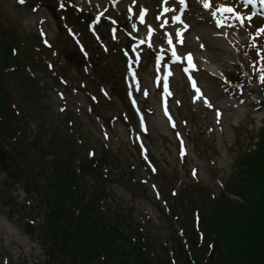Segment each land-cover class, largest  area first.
<instances>
[{"label":"rangeland","instance_id":"obj_1","mask_svg":"<svg viewBox=\"0 0 264 264\" xmlns=\"http://www.w3.org/2000/svg\"><path fill=\"white\" fill-rule=\"evenodd\" d=\"M0 7L5 12L12 15L16 19V21L22 23L24 29L26 28V31L35 30V23L39 17V14L45 12V10H40L38 14H34L28 7L17 8L15 7L14 3L4 2L1 0ZM5 9H7L8 11H6ZM49 17L52 20L47 23L50 28V36L52 38H55L58 35V31L56 26L54 25L52 14ZM226 57H228V55L225 52L217 50L212 52L210 55V58L213 61L221 63L223 66L228 65L231 67L232 62L228 61ZM120 65V60L117 61V64H114L117 72L120 69ZM208 90H211L214 99H220V97L218 96V86H211L210 84L208 85ZM45 97L47 99L51 98L53 100L52 108L49 110V112L55 115H59L60 113L58 112V106L60 105V103L55 94L51 91H48ZM152 101L156 103V101ZM74 109L77 110L75 102L71 103L69 106V110L74 111ZM187 110L189 112L184 111L183 116L188 117L192 115L202 125V128L200 130L194 127L195 130L191 133V136L197 140H202L203 143L207 142L206 145L212 146L213 151L210 152V155H212V157L205 156L204 158H202V160H200L201 157L194 152L189 158L190 161L192 160L194 162V164L187 163L186 165L182 166L181 169L183 170V172H181V170L180 173L183 176L188 174L194 175L197 173V170L195 168L190 170V168L193 165H199L202 171V173L199 174V177L204 181L207 187L219 190V188L222 187L223 179L229 177L233 173L234 163H237L236 159L233 158L234 155L231 156V152L235 149L238 150L247 137V126H244V122L249 121L250 123L251 120L254 119L255 126H251L249 128L253 129L252 131L254 133H257L260 125H262L263 123L262 120L259 119L258 115L264 116V110L261 112L257 111L252 113L255 114L254 116L246 112L245 114H231V112L229 113L228 110H226V113H224V111L221 110L220 106L217 103H211V105L206 108L202 107V105L193 106L192 104H190L187 107ZM28 114L35 122L41 123L38 112L35 113L34 111H30L28 112ZM218 114L222 116V119H218ZM80 119L83 120V123L79 122V125H85L88 128L96 126L95 122L97 123V118L95 116H91L87 112H81ZM150 119L152 127L155 129L153 141L150 142V144L153 146V151L157 155L166 153L167 155H164L162 159L171 158L172 166L175 164L174 161H177V157L175 158V153L171 154V152L166 151L164 147L170 146L172 151H175L176 154H179L178 144L175 139V133L171 130H167L166 124H164V121L160 115H152L150 116ZM220 120L223 121L222 130L216 129L215 131L210 132V129L214 128L215 126H220ZM237 122H240V126L234 127V123ZM226 127L228 129L233 128V131L230 134H223V129ZM177 128L178 130H181L179 126H177ZM239 134L240 145L236 148V135ZM192 144L196 147L194 142ZM216 146H219V148ZM235 157L237 158L238 156ZM79 161L80 159L78 156L76 163H78ZM166 167L167 166H165L164 164L163 174H167V177L166 175H164V182H168L170 181V179H172L173 181V173L168 172ZM10 171L14 172L13 169H10ZM17 188L18 189L13 192V198L17 205L16 213L11 212V208L14 207L15 204H6L0 192V257L1 260H4V257L6 256L5 252H7L9 256H12L13 258H18L21 255L23 257H27L30 264H40L41 262L45 261L44 251L40 243L33 241L30 236L26 235L24 222L21 220L23 211L22 205L25 201L26 194L23 192V188L21 186H17ZM124 194H126L125 198L121 197V201L126 198L135 201L142 199L139 194L135 195L128 190H126V193ZM138 203L141 207L146 205V202L143 200L138 201ZM29 210L30 209H25V212L28 214L30 213ZM160 228H158L157 219L153 223L148 222L147 229L150 230L153 234L159 233Z\"/></svg>","mask_w":264,"mask_h":264},{"label":"trees","instance_id":"obj_2","mask_svg":"<svg viewBox=\"0 0 264 264\" xmlns=\"http://www.w3.org/2000/svg\"><path fill=\"white\" fill-rule=\"evenodd\" d=\"M65 197L69 200V197L68 196H65ZM98 199H99V197H97V195L94 196V198L92 200H89V205L88 206H86V205L81 206L82 211H88V210L91 211V210H93L96 207L95 204L98 205ZM52 234L55 235V236H57L59 233H58V231L52 230ZM63 236L64 237H70V234L63 233ZM111 236H112L111 229L108 230V231H106V233L104 234V238L106 240H110V237ZM81 242L83 243V247H85V248H89V247H92V246H96L99 243L96 240H89V239H87L84 236L81 237ZM105 247L108 248L109 247V244L105 245ZM90 253H91V255L94 258H96L98 256V253L95 250H91ZM86 258H87V260H90L91 259V258L88 257L87 254H86Z\"/></svg>","mask_w":264,"mask_h":264},{"label":"snow or ice","instance_id":"obj_3","mask_svg":"<svg viewBox=\"0 0 264 264\" xmlns=\"http://www.w3.org/2000/svg\"><path fill=\"white\" fill-rule=\"evenodd\" d=\"M21 2H22V0H21ZM182 2H183V0H182ZM204 6H205V7H211V5L207 2V0H205V2H204ZM165 10L167 11V9H165ZM145 11H146V10H145ZM220 11H228V12H232V11H235V9H234L232 6L228 5V4L221 3V4H219V6L216 8V12H220ZM216 12H214L213 14L215 15ZM236 16L240 17L241 20L243 19L241 13H239V12H236ZM218 22H219V21H218ZM262 30H264V29H262ZM169 42H171V40H170ZM173 55L175 56V52H173ZM178 58H179V57H178ZM261 79L264 80V74H262ZM195 86H196V85H195V82L193 81V87H195ZM197 91L199 92V89H197ZM204 99H205V101L207 102V97H205Z\"/></svg>","mask_w":264,"mask_h":264},{"label":"bare ground","instance_id":"obj_4","mask_svg":"<svg viewBox=\"0 0 264 264\" xmlns=\"http://www.w3.org/2000/svg\"><path fill=\"white\" fill-rule=\"evenodd\" d=\"M223 42H225V41H223ZM226 43V42H225Z\"/></svg>","mask_w":264,"mask_h":264}]
</instances>
